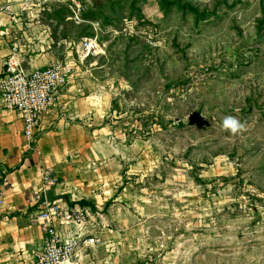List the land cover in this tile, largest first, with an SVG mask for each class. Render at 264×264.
I'll return each instance as SVG.
<instances>
[{"label":"rangeland","instance_id":"1","mask_svg":"<svg viewBox=\"0 0 264 264\" xmlns=\"http://www.w3.org/2000/svg\"><path fill=\"white\" fill-rule=\"evenodd\" d=\"M90 12L109 24L72 34L103 46L126 150L123 199L92 220L103 245H132L110 249L115 264H264V0H84ZM42 13L71 22L64 5Z\"/></svg>","mask_w":264,"mask_h":264},{"label":"crops","instance_id":"2","mask_svg":"<svg viewBox=\"0 0 264 264\" xmlns=\"http://www.w3.org/2000/svg\"><path fill=\"white\" fill-rule=\"evenodd\" d=\"M7 1L0 0V4ZM21 6L11 2V13L0 14V75L5 58L17 44L26 70L42 68L55 59H76L70 47L78 41L72 34L76 30L72 22L45 21L43 13L36 18L34 13L18 16ZM57 6L51 4L46 11ZM76 65L71 83L57 93L30 142L23 136L18 115L6 110L0 99V264H28L42 251L44 237L33 222L39 210L36 194L47 199L50 191L49 197L62 210L81 208L92 219L123 199L121 168L126 150L113 140L115 132L108 124L112 113L116 114L112 102L118 86L110 77V67L98 66L95 57L84 64L76 61ZM43 169L57 181L44 194L39 190ZM81 201L89 205L80 206ZM54 226L66 235L71 231L65 222ZM103 244L101 260L83 254L86 264H115L118 259L109 254L111 248L118 253L124 247L132 248ZM90 251L93 256L97 253L96 249Z\"/></svg>","mask_w":264,"mask_h":264},{"label":"built area","instance_id":"3","mask_svg":"<svg viewBox=\"0 0 264 264\" xmlns=\"http://www.w3.org/2000/svg\"><path fill=\"white\" fill-rule=\"evenodd\" d=\"M11 2L22 5L18 16L34 13L36 18L51 4H58L67 7L74 25L88 24L95 31L99 26L83 18L84 0H8L0 4V14L11 13ZM70 47L74 49L75 60L72 56L66 60L55 59L47 66L28 72L22 66L18 44L12 46L3 62L0 75L1 103L6 110L18 115L23 136L28 142L35 138L41 119L49 113L57 93L71 83L76 61L83 64L89 57L104 53L97 34L83 37L71 43ZM56 182L48 169L41 170L39 190L42 194L54 187ZM35 200L39 203V210L33 222L39 226L44 237V247L28 264H86L83 258L85 251L103 244V234L91 232L95 228L92 217L81 208L62 210L56 202L41 199L39 194L35 195ZM60 222L71 226L68 235L55 228L54 224Z\"/></svg>","mask_w":264,"mask_h":264},{"label":"clouds","instance_id":"4","mask_svg":"<svg viewBox=\"0 0 264 264\" xmlns=\"http://www.w3.org/2000/svg\"><path fill=\"white\" fill-rule=\"evenodd\" d=\"M222 128L225 131H228L231 134L235 135L244 130V125L235 117L227 116L223 120Z\"/></svg>","mask_w":264,"mask_h":264},{"label":"trees","instance_id":"5","mask_svg":"<svg viewBox=\"0 0 264 264\" xmlns=\"http://www.w3.org/2000/svg\"><path fill=\"white\" fill-rule=\"evenodd\" d=\"M95 3V5L96 6H99V5H97L98 4V2L97 1H95L94 2ZM57 14H58V12H56ZM83 18L85 19V20H88V21H93V20H95V19H98V18H102L103 19V21H105V25H107V24H109L108 23V19L107 18H105L103 15H95L94 14V12H90V13H88V14H83ZM107 21V22H106ZM79 205L80 206H86V205H89V203L88 202H84V201H81V202H79Z\"/></svg>","mask_w":264,"mask_h":264},{"label":"water","instance_id":"6","mask_svg":"<svg viewBox=\"0 0 264 264\" xmlns=\"http://www.w3.org/2000/svg\"><path fill=\"white\" fill-rule=\"evenodd\" d=\"M22 66H23V62H22ZM23 68H24V66H23ZM24 69H25V68H24ZM25 71L28 72V70H26V69H25ZM46 195H47V201H48V202H54V199H52V198L49 197V196H50V191H48V192L46 193Z\"/></svg>","mask_w":264,"mask_h":264}]
</instances>
